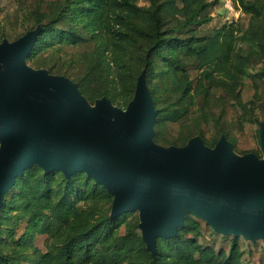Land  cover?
<instances>
[{
  "label": "trees",
  "instance_id": "trees-1",
  "mask_svg": "<svg viewBox=\"0 0 264 264\" xmlns=\"http://www.w3.org/2000/svg\"><path fill=\"white\" fill-rule=\"evenodd\" d=\"M144 1L41 3L31 15L29 31L39 33L26 60L40 68L45 51L81 46L85 68L71 81L91 103L106 97L126 109L144 73L156 109V144L183 147L201 138L215 147L226 138L237 154H255L252 139L260 141L264 122V0H235L247 24L233 18L208 32L202 27L218 0ZM233 113L250 145L234 134ZM174 124L181 131L170 139L165 131ZM114 200L84 170L68 175L33 163L0 205V264H250L240 235L228 250L204 243V229L217 230L189 211L175 234L156 238L153 251L138 209L113 215ZM40 235L44 249L36 243Z\"/></svg>",
  "mask_w": 264,
  "mask_h": 264
},
{
  "label": "water",
  "instance_id": "water-1",
  "mask_svg": "<svg viewBox=\"0 0 264 264\" xmlns=\"http://www.w3.org/2000/svg\"><path fill=\"white\" fill-rule=\"evenodd\" d=\"M38 33L0 45V205L15 177L37 162L68 175L86 171L115 194L113 215L140 208L153 251L156 238L175 234L188 211L217 231L264 238V160L253 153L233 158L226 138L215 147L201 138L183 147L156 144L144 73L126 109L103 97L89 111L76 83L25 67ZM259 134L264 150V122Z\"/></svg>",
  "mask_w": 264,
  "mask_h": 264
},
{
  "label": "rangeland",
  "instance_id": "rangeland-1",
  "mask_svg": "<svg viewBox=\"0 0 264 264\" xmlns=\"http://www.w3.org/2000/svg\"><path fill=\"white\" fill-rule=\"evenodd\" d=\"M49 0H0V45L3 43H14L24 34L29 31L32 26L33 11L42 4H46ZM140 3H145L144 0H140ZM211 16V21L205 24L202 29L204 32H208L215 27H219L227 21L236 19L235 12H231L224 6L222 0H218L209 10ZM243 22L244 25L247 24L248 16L241 14L238 18ZM85 53L81 46H57L50 50L45 51L41 54L40 59L45 63L44 66L40 68L34 67L27 60L24 65L32 72H41L49 75H58L66 77L70 80H74L75 76L82 72L85 68ZM55 65L54 70L51 72V68ZM82 100L87 104L89 111H93L102 105L103 100H98V102L91 103V101ZM234 122L235 135L240 139V143L245 145H250V137L246 131H240L237 125L238 113H233L231 116ZM180 127L176 124L169 126L165 133L170 139H175L180 134ZM214 130H210V134ZM152 142V140L150 139ZM253 152L255 157L260 160H264V150L262 148L261 141L252 139ZM2 142L0 141V147ZM234 155L237 157L236 152ZM137 212L142 222H146L147 218L141 214L140 208H137ZM141 231L145 232V227H140ZM234 232H215L213 229L206 227L204 229V236L202 241L204 243H210L215 248L219 249L223 247L225 250L229 249L231 237ZM45 236H38L36 243L42 249L45 248L44 243ZM240 245L245 251V260L250 264H264V238L259 234H241L239 236Z\"/></svg>",
  "mask_w": 264,
  "mask_h": 264
},
{
  "label": "built area",
  "instance_id": "built-area-1",
  "mask_svg": "<svg viewBox=\"0 0 264 264\" xmlns=\"http://www.w3.org/2000/svg\"><path fill=\"white\" fill-rule=\"evenodd\" d=\"M224 6L231 12H235V16L238 18L241 10L236 7L235 0H223Z\"/></svg>",
  "mask_w": 264,
  "mask_h": 264
},
{
  "label": "bare ground",
  "instance_id": "bare-ground-1",
  "mask_svg": "<svg viewBox=\"0 0 264 264\" xmlns=\"http://www.w3.org/2000/svg\"><path fill=\"white\" fill-rule=\"evenodd\" d=\"M235 156H234V154H233V158H234Z\"/></svg>",
  "mask_w": 264,
  "mask_h": 264
}]
</instances>
